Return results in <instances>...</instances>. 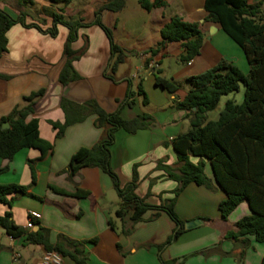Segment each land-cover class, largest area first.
I'll use <instances>...</instances> for the list:
<instances>
[{
    "label": "crops",
    "instance_id": "1",
    "mask_svg": "<svg viewBox=\"0 0 264 264\" xmlns=\"http://www.w3.org/2000/svg\"><path fill=\"white\" fill-rule=\"evenodd\" d=\"M107 0H34L24 7L16 0H0V7L17 18L22 10L28 11L27 22H37L44 29L53 25L52 12L61 13L67 19L89 22L95 19L97 9ZM154 1V0H151ZM167 5L151 11L141 6V12L149 16L154 28H161L172 16L179 15L201 24L204 41L199 54L190 61L181 60L185 47L181 41L169 42L158 48L161 34L153 40H144L138 28L131 25L133 13L125 7L117 12L103 13V20L115 27V36L125 50L137 56L134 70L115 79L104 75L111 57L108 36L99 25L79 29L78 38L72 47L85 52L74 61V67L82 76L68 85L59 82L65 56L64 45L69 28L58 24V35L43 33L35 27L15 23L8 30V50L0 56V120L15 107L25 106L26 98L41 89L37 95L36 116L39 118L40 136L53 144L45 156L39 149L25 147L12 159L0 157V183H17L29 186V194L15 196L12 206L0 202V215L12 211L14 221L28 231H37L40 226L50 229L51 243L64 234L76 240L86 241L90 264H260L264 256V240L254 235L234 238L227 233L239 219L252 213L248 202H242L228 217L222 219L219 203L227 198L226 192L214 178L209 161L205 171L213 180L214 189L197 183L188 184L176 196L179 183L169 178L158 167L160 160L178 166V157L171 144L173 138L189 130L191 122L188 110L180 109L190 86L186 79L201 74L230 57L233 64L248 73L250 65L245 51L224 31L221 24L209 20L205 0H165ZM257 3L262 0H249ZM139 3V1H138ZM264 9V4H263ZM122 12V43L118 39ZM123 14H126L123 17ZM124 39L142 46H127ZM156 53L152 54L151 49ZM148 62V63H147ZM166 63L169 68H166ZM120 67V66H119ZM120 68H118L119 71ZM180 83L175 91L157 84L156 77ZM137 90L142 85L148 97L138 95L134 105H126L122 116L132 119L148 113L152 116L149 127L136 133L119 129L111 146V167L118 174L121 184L132 180L135 165L138 171L136 193L146 202L160 206L176 198L175 211L184 221L201 218L203 224L186 229L176 240L164 245L176 228L175 221L162 209H149L144 220L132 224L116 215L120 197L111 175L99 167H84L73 177L69 174L72 156L81 148H91L102 138L104 128L95 124L97 114L83 104L94 100L106 112L118 109L128 91L129 81ZM232 94V93H231ZM224 95L227 99L208 113L209 120H217L227 100L236 96ZM75 106H64L63 99ZM50 120L65 125L64 133L57 135ZM35 160L36 182L32 183L29 160ZM194 162L199 157L191 158ZM51 186L63 189L57 192ZM78 189L88 190L86 197L71 195ZM39 212L32 228H27L30 213ZM158 213L156 217L154 215ZM210 218L206 221L204 218ZM47 251L43 244H30L26 237H11L0 229V264H36ZM20 253L19 263L13 262V254ZM61 264H78L63 256Z\"/></svg>",
    "mask_w": 264,
    "mask_h": 264
},
{
    "label": "trees",
    "instance_id": "2",
    "mask_svg": "<svg viewBox=\"0 0 264 264\" xmlns=\"http://www.w3.org/2000/svg\"><path fill=\"white\" fill-rule=\"evenodd\" d=\"M20 6L28 7L34 0H16ZM146 10L167 5L165 0H138ZM127 0H107L96 11L94 20L67 19L63 14L52 12L53 25L44 29L37 22H27L28 11L22 10L15 18L0 7V56L8 50V30L15 23L26 27H35L43 33L52 36L58 35V24L69 28V34L64 45L65 62L60 73L59 82L68 85L72 81L82 78L74 67V61L85 52L84 48L77 51L72 43L78 38L81 27L99 25L109 38L111 57L104 75L115 79L118 71L127 56L125 48L118 43L115 36V27L103 20V13H117L121 11ZM264 0L251 3L249 0H205L208 19L221 24L224 31L245 51L250 70L245 73L232 60L223 58L217 65L207 71L190 76L186 79L190 88L185 98L177 103L178 108L188 110L190 128L177 135L171 144L178 157V166L168 165L160 160L158 167L164 169L169 178L178 181L175 190L176 196L190 183L194 182L214 189L213 180L208 177L205 167L209 161L213 168L214 178L218 185L226 192L227 198L219 203L222 219L227 220L229 215L244 201L248 202L251 214L244 216L234 223L228 235L234 238L254 235L258 241L264 240ZM161 40L158 48L169 42L181 41L185 52L181 55L184 62L190 61L199 54L204 41L201 24L189 21L179 15L172 16L160 30ZM151 49L152 54L156 53ZM148 63V62H147ZM0 77H8L0 73ZM129 86L126 96L120 102L118 109L106 112L94 100L86 101L83 106L90 112L97 114L95 124L104 128L102 138L91 148L79 149L71 158L68 169L73 177L84 167H99L109 173L114 181L115 188L120 197L116 215L129 220L132 224L144 220V214L149 209L165 210L175 221L176 228L168 241L161 246L173 242L185 231L184 221L175 211L176 198L160 206L146 202L144 197L136 193L138 187L137 165L134 167L132 180L121 184L118 174L111 167V146L115 141V134L119 129L136 133L150 126L152 116L148 113L138 115L132 119L122 116V109L126 105H134L138 95L143 97V103H148V97L142 85L133 89L132 79L128 78ZM157 84L175 91L180 83L156 77ZM245 87V97L242 103L227 100L220 117L209 120L208 113L216 109L222 96L240 90V84ZM45 89L28 96V103L22 107H15L8 115L0 120V157L12 159L22 148H36L42 157L53 149L52 142L42 138L39 132V118L36 116L37 103L34 97L43 95ZM63 105L73 104L64 98ZM9 122L10 127L2 129V124ZM57 129V135L64 133L65 125L50 120ZM199 157L194 162L192 157ZM32 170V183L36 182L35 160L29 161ZM57 192L66 193L61 188L51 186ZM10 194H29V186L17 183H0V202L12 206L15 196ZM88 190L78 189L71 195L86 197ZM158 213L154 215L156 217ZM204 220L209 221L206 217ZM0 228L11 237H26L30 244H43L45 248L54 250L62 256H68L78 264H90L86 252V241L76 240L67 235L60 234L56 243L49 239L50 229L40 226L37 231H28L18 225L13 218L12 211L0 215ZM260 264H264V256Z\"/></svg>",
    "mask_w": 264,
    "mask_h": 264
},
{
    "label": "rangeland",
    "instance_id": "3",
    "mask_svg": "<svg viewBox=\"0 0 264 264\" xmlns=\"http://www.w3.org/2000/svg\"><path fill=\"white\" fill-rule=\"evenodd\" d=\"M128 9L129 11H131L133 13V19L130 21L131 25H134L135 27L138 28V32L142 35L144 40L150 41L153 40L154 37L156 36H160V31H158V28H154L153 25L151 24L150 20H149V16L146 14L145 16L142 14L141 12V6L138 3V0H129V4H128ZM126 14H123V17H125ZM120 33L117 36L119 41L122 43V12H120ZM117 40V39H116ZM118 41V40H117ZM125 44L127 46H142V44H139L135 41L132 40H128V39H124ZM127 56L125 61L120 64V69L119 71H117V75L120 76L123 73L129 72V74H132L131 72L134 70V66H135V60L137 58V56L132 55L129 53V50H126ZM166 68H169V66H167L166 63ZM236 96V102L237 103H242L244 101V97H245V87L243 85V83L240 84V90L233 92L231 94V97ZM226 97H222L221 103L223 104V102L226 100ZM1 229V228H0Z\"/></svg>",
    "mask_w": 264,
    "mask_h": 264
},
{
    "label": "built area",
    "instance_id": "4",
    "mask_svg": "<svg viewBox=\"0 0 264 264\" xmlns=\"http://www.w3.org/2000/svg\"><path fill=\"white\" fill-rule=\"evenodd\" d=\"M41 214L36 211H32L30 213L29 223L27 224V228H32L35 225V220L39 219ZM21 255L18 252L13 254V262L19 263ZM63 260V256L54 250H47L41 258L38 260L36 264H61Z\"/></svg>",
    "mask_w": 264,
    "mask_h": 264
},
{
    "label": "water",
    "instance_id": "5",
    "mask_svg": "<svg viewBox=\"0 0 264 264\" xmlns=\"http://www.w3.org/2000/svg\"><path fill=\"white\" fill-rule=\"evenodd\" d=\"M226 58L229 60H235L234 58H230V57H226ZM9 127H10L9 122H4L2 124V129H7ZM201 224H203V220L201 218H195V219L186 221L185 222V228L191 229V228H194V227L199 226Z\"/></svg>",
    "mask_w": 264,
    "mask_h": 264
}]
</instances>
